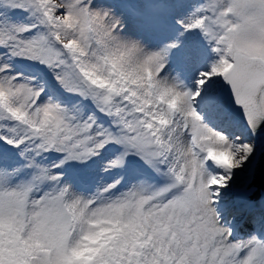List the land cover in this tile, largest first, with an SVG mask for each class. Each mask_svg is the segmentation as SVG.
I'll list each match as a JSON object with an SVG mask.
<instances>
[{"label": "snow or ice", "instance_id": "obj_1", "mask_svg": "<svg viewBox=\"0 0 264 264\" xmlns=\"http://www.w3.org/2000/svg\"><path fill=\"white\" fill-rule=\"evenodd\" d=\"M262 153L264 0H0V264H264Z\"/></svg>", "mask_w": 264, "mask_h": 264}, {"label": "water", "instance_id": "obj_2", "mask_svg": "<svg viewBox=\"0 0 264 264\" xmlns=\"http://www.w3.org/2000/svg\"><path fill=\"white\" fill-rule=\"evenodd\" d=\"M257 164L260 165V166H264V153L258 155Z\"/></svg>", "mask_w": 264, "mask_h": 264}]
</instances>
